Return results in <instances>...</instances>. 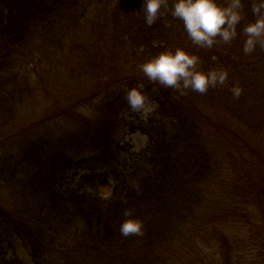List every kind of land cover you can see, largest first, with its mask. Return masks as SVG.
I'll return each instance as SVG.
<instances>
[{"label": "trees", "instance_id": "obj_1", "mask_svg": "<svg viewBox=\"0 0 264 264\" xmlns=\"http://www.w3.org/2000/svg\"><path fill=\"white\" fill-rule=\"evenodd\" d=\"M166 2L149 26L143 0H0V264H264V36L244 51L259 0L211 47ZM177 48L224 83L181 94L141 70ZM88 77L81 116L54 93ZM141 83L147 114L126 99ZM126 209L142 234H121Z\"/></svg>", "mask_w": 264, "mask_h": 264}, {"label": "clouds", "instance_id": "obj_2", "mask_svg": "<svg viewBox=\"0 0 264 264\" xmlns=\"http://www.w3.org/2000/svg\"><path fill=\"white\" fill-rule=\"evenodd\" d=\"M168 7L166 0H143L146 23L151 26L157 19L161 7ZM240 0H232L226 7L220 6L216 0H173L171 5L172 15L180 18L192 41L201 46L211 47L214 37L219 35L225 42L236 36L235 26L241 20L238 9ZM264 0H259L253 5V12L257 19L249 23L244 31L248 34L244 45L246 53L255 49L259 38L264 36ZM198 57L189 55L185 50L177 48L175 52L166 50L144 62L140 67L151 81H158L169 88H191L201 93L207 91L209 85L217 82L224 83L227 78L226 71H210L204 73L197 71L195 65ZM144 85L137 84L128 88L126 99L134 111L147 114L154 105L149 106L147 97L142 89ZM233 94L239 96L242 89L235 86ZM126 219L122 221L119 230L122 235L142 234L143 222L132 217V210L124 211Z\"/></svg>", "mask_w": 264, "mask_h": 264}, {"label": "rangeland", "instance_id": "obj_3", "mask_svg": "<svg viewBox=\"0 0 264 264\" xmlns=\"http://www.w3.org/2000/svg\"><path fill=\"white\" fill-rule=\"evenodd\" d=\"M122 62L123 63L119 66L120 68H122L123 65L126 66L124 63V60H122ZM107 69H108V71H107V74H108L110 71V66L108 67V64L106 61V64L103 66V70L106 71ZM96 70L100 71L99 68ZM75 85H80V84L78 82ZM83 86L85 88L84 91L80 87H73V88L68 89V90H66L63 87L62 91H60L59 93H54V94L62 96L60 98L61 102H67L69 100L73 101L72 99L77 100L78 101L77 104L79 107L78 111H79L80 115L82 116L85 113L92 112V110L94 109V106H95L93 101L91 100L92 98L95 97V94L90 95V96H84V93L87 90L90 91V90L94 89V87L96 86L94 78H92V77L86 78ZM71 91H73V97L70 94ZM41 97L44 99V94ZM84 105H86V106H84ZM27 109L31 110L30 108H27ZM41 110H44V101H42V103H41ZM215 111H217V110L215 109ZM27 113H30V112L27 111L25 114L21 113L20 116L27 115ZM123 141H124L123 144H126L128 150L131 152L138 151L141 147H143L145 145V137L140 135V134L128 135L124 138ZM112 185L113 184H112L111 180H108L107 182H104V183H102L100 181V182H98V186H97L98 190L96 192L101 194V195H106V196L111 195L112 190H113ZM17 205H19V202H17Z\"/></svg>", "mask_w": 264, "mask_h": 264}]
</instances>
